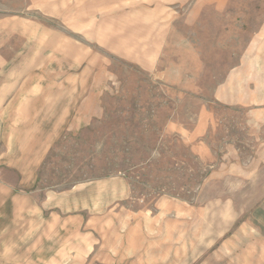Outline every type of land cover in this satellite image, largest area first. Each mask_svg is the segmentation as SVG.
I'll list each match as a JSON object with an SVG mask.
<instances>
[{
    "label": "rangeland",
    "instance_id": "rangeland-1",
    "mask_svg": "<svg viewBox=\"0 0 264 264\" xmlns=\"http://www.w3.org/2000/svg\"><path fill=\"white\" fill-rule=\"evenodd\" d=\"M0 98V264H264V0H0Z\"/></svg>",
    "mask_w": 264,
    "mask_h": 264
},
{
    "label": "crops",
    "instance_id": "crops-1",
    "mask_svg": "<svg viewBox=\"0 0 264 264\" xmlns=\"http://www.w3.org/2000/svg\"><path fill=\"white\" fill-rule=\"evenodd\" d=\"M9 87H11L12 92L16 90V87L13 84L11 86L9 85ZM33 98L35 99L36 97H30L27 99L25 98V100L22 101L21 103L24 104L23 105L24 108L26 107V105H28V107L31 108V111L32 110L37 111L38 107L37 105H34V101H32ZM17 100L18 99L14 98L13 102L17 103ZM32 104L33 106H31ZM31 111L30 113L27 114L28 124H29V121L32 124L37 117V114H34ZM59 126L60 124L57 125V127ZM31 127H35V125ZM35 128H37V126ZM29 133L32 135H37L36 130H33ZM31 141L36 142V139H33ZM44 148L45 147L43 146L42 149ZM53 227H57V230L63 231L65 232V234L59 233L52 239L54 243L53 254H52L53 256L49 259L44 258L46 256V253L43 252V258H39V262H54V263L85 262L89 260L88 258L89 256H92V254H94L96 242L93 240L92 234H84L85 236H84V239H82V242L79 241L78 224L66 222L64 224H54ZM40 243H43V242H40Z\"/></svg>",
    "mask_w": 264,
    "mask_h": 264
}]
</instances>
